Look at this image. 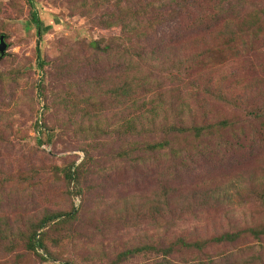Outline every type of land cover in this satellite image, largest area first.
<instances>
[{"label":"rangeland","instance_id":"rangeland-1","mask_svg":"<svg viewBox=\"0 0 264 264\" xmlns=\"http://www.w3.org/2000/svg\"><path fill=\"white\" fill-rule=\"evenodd\" d=\"M82 1L87 6L92 2L33 0L44 24L51 27L39 42L41 58L47 63L40 71L36 60L38 38L34 27L28 26L29 4L26 0H0V36H4L7 45L0 59V119L3 121H0V218L9 220L15 228L45 211L74 208L78 212L77 220L66 226L67 234L61 236V243H53L58 240V234H49L47 248L53 258L41 261L21 247L11 254L0 249V264H249L255 252L263 254L264 259V236L256 239L248 232L264 229V141L255 145L240 141L241 146L217 149L220 139L204 140L203 145L209 146L211 154L205 159L195 157L197 151L193 147L189 149L191 155L183 153L180 159H171L169 152L136 153L119 158L118 152L128 144L137 143L139 147L143 142L162 140L163 127H157L156 135L118 138L111 131L119 119V111L107 98L97 96L102 122L109 123L112 129L93 139L78 133L86 123L72 121L64 107L52 101L55 94L63 91L73 92L79 99L93 90L98 94L120 75L114 50L117 41L112 42L113 51L108 56L97 57L88 47L92 41L108 42L119 36L118 29L103 30L98 22L102 13L114 12L113 3L120 0L85 11L79 8ZM192 1L193 8L182 13L176 22L177 34L186 33L178 42L204 35L201 31L190 32V25L200 15L209 14L217 3V0ZM121 2L131 8L151 2L155 8L164 6L160 12L173 7L169 0ZM261 5L264 0H245L244 10H237L234 15ZM159 32L169 35L171 29L164 27ZM224 70H206L204 75L216 82L223 76L222 89L235 80L259 79L264 83V51L259 57L227 64ZM255 90L248 93V98L261 100L263 95H257ZM199 99L202 100L188 101L189 109L182 116V119L187 116L185 122L206 125L222 119L235 120V132L242 129L247 138L263 126L244 114L250 105L248 100L238 111L207 95ZM45 105L49 110L43 111ZM38 120L50 129L49 143L45 142V135L41 138L42 145L36 142ZM232 137L231 131L222 134L224 140L234 141ZM184 148L182 143L177 150ZM85 151L92 160L85 164L77 187L68 186L62 169L71 163L78 166ZM161 185L176 190L173 203L193 191L217 193L220 201L216 207L195 210V217L172 210L163 219L158 218L157 223L142 222L134 215L151 205L153 194ZM77 190L79 196H75ZM118 199H122L121 205ZM126 209L130 217L125 218L124 214L122 220L121 214ZM225 232L242 235L232 243L210 242L201 251L176 245L169 257L152 253L117 257L129 247L146 244L149 234L155 238L154 246L157 243L164 248L178 238L183 237L187 242L210 240Z\"/></svg>","mask_w":264,"mask_h":264},{"label":"trees","instance_id":"trees-1","mask_svg":"<svg viewBox=\"0 0 264 264\" xmlns=\"http://www.w3.org/2000/svg\"><path fill=\"white\" fill-rule=\"evenodd\" d=\"M91 1L89 6L82 1L79 8L83 11L91 8L100 9L111 3V0H102L101 3L100 0ZM26 2L30 9L28 26L34 27L38 38L37 67L38 70L43 71L47 63L41 58L39 42L51 27L44 24V20L33 6V0H26ZM169 2L173 3V7L160 12L164 6L155 8L151 2L141 5L138 3L131 8L121 0L115 1L113 3L114 12L102 13L98 23L103 30L118 29L119 36L108 42L104 39L92 41L88 47L90 52L97 57L108 56L113 51L112 42L117 41L114 48L120 69L117 81L107 85L98 94L93 90L89 95H84L79 99L73 92L63 91L61 94H55L52 101H58L72 121L80 120L82 124L86 123V127L79 128L78 133L87 134L93 139L105 134L108 129H112L109 123L102 122L97 96L107 98L117 107L119 119L111 132H114L118 138L142 136L143 134L156 135L159 129L157 127H163L160 130L162 140L143 142L139 147L137 143L128 144L118 152L119 158H127L136 153L144 155L169 152L168 157L171 159H180L183 153L191 155L189 149L193 147V150L197 151L194 156L205 159L211 154L208 152L209 146L203 145L204 140L210 142L212 139H220L216 145L217 149L224 146H241L240 141H248L254 145L258 141L262 143L264 141V100H262L264 99V88H262L264 83L259 79L251 82L235 80L233 84L227 85L226 89H222L225 78L222 76L216 82L211 78H206L204 71L216 69L223 71L227 69V64H234L243 58H255L256 55L259 57L263 54L264 5L247 9L241 15H234L237 10H244L245 0H217L209 14L200 15L190 25L192 29L190 32L201 31L205 34L178 42L185 38L186 33L183 31L182 35L177 34L174 29L178 24L176 22L182 13H188L189 9L193 8L195 2L192 0H169ZM164 27H170L169 35L159 32ZM251 62L250 60L249 63ZM252 89H256L257 95H263V98L261 100L248 98V93ZM183 91L184 94L181 96ZM205 95L212 100L226 102L238 111L242 110L241 105H245L246 100L250 101L244 114L250 120L257 121L263 126L257 131H251L252 133L247 138L242 129L235 132L237 125L235 120L222 119L206 125L185 122L184 119L187 116L184 115L183 119L182 116L189 109L188 101L195 99L199 102L202 100L199 97L204 98ZM47 110L49 106L45 105L43 111ZM228 131L233 133L234 141L222 138V134ZM35 132L38 145L44 143L41 139L42 135H45L46 143L50 142V129L39 120ZM182 143L185 148L177 150ZM91 160L89 152L85 151L84 158L78 166L75 167L74 163H71L62 169L63 179L68 186L77 187L85 164ZM79 195L80 191L77 190L75 196ZM175 195L177 196L175 189L161 185L157 193L153 194L151 205L139 209V213L134 216L142 222L151 220L153 223H157L158 218L163 219V216L172 210L183 216L190 214L195 217L197 213L194 212L195 210L216 207L220 201L217 193L210 195L208 191H193L184 198L181 197L178 203H173ZM117 203L121 205L122 199H118ZM73 209L45 211L40 217L33 216L26 219L21 222L22 227L16 226L15 228L9 220L7 221L4 217L0 218V249L11 254L21 247L37 255L41 261H48L53 258L47 248V241L50 240L49 234H58V240H54L53 243H61L63 239L61 236L67 234L66 226L77 220L78 212ZM124 214L125 218H129L131 213L126 209L121 214L122 220L125 219ZM248 232L256 239L264 236V229H249ZM241 235L242 233L239 232H225L210 240L194 242H187L182 237L163 248L157 243L154 246L155 238L149 234L146 244L129 247L117 257L124 258L141 253L162 254L164 257H169L174 253L176 245L201 251L210 242L232 243ZM249 264H264L263 254L255 252Z\"/></svg>","mask_w":264,"mask_h":264},{"label":"water","instance_id":"water-1","mask_svg":"<svg viewBox=\"0 0 264 264\" xmlns=\"http://www.w3.org/2000/svg\"><path fill=\"white\" fill-rule=\"evenodd\" d=\"M7 45L4 41V36H0V59L4 56L6 53Z\"/></svg>","mask_w":264,"mask_h":264}]
</instances>
